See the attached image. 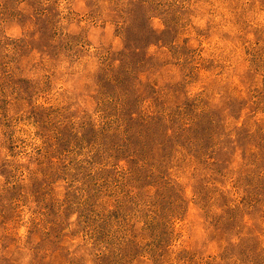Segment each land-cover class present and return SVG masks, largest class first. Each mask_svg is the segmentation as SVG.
<instances>
[{
    "label": "rangeland",
    "instance_id": "374dc122",
    "mask_svg": "<svg viewBox=\"0 0 264 264\" xmlns=\"http://www.w3.org/2000/svg\"><path fill=\"white\" fill-rule=\"evenodd\" d=\"M0 264H264V0H0Z\"/></svg>",
    "mask_w": 264,
    "mask_h": 264
}]
</instances>
